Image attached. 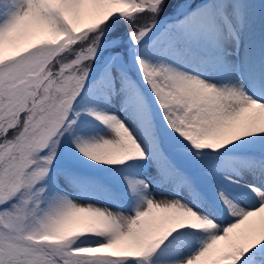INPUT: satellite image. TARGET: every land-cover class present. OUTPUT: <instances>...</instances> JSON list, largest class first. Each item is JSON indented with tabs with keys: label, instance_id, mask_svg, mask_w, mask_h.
Instances as JSON below:
<instances>
[{
	"label": "snow or ice",
	"instance_id": "6c2138e0",
	"mask_svg": "<svg viewBox=\"0 0 264 264\" xmlns=\"http://www.w3.org/2000/svg\"><path fill=\"white\" fill-rule=\"evenodd\" d=\"M0 264H264V0H0Z\"/></svg>",
	"mask_w": 264,
	"mask_h": 264
}]
</instances>
